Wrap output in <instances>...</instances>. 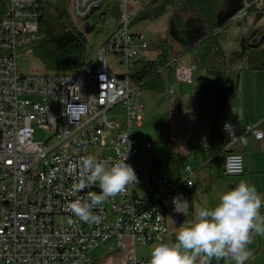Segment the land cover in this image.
<instances>
[{"label":"built area","instance_id":"1","mask_svg":"<svg viewBox=\"0 0 264 264\" xmlns=\"http://www.w3.org/2000/svg\"><path fill=\"white\" fill-rule=\"evenodd\" d=\"M0 20V264H92L91 253L100 245L124 246L163 243L168 236L166 216L180 224L187 204L178 197L193 188L194 169L185 167L177 180L159 164L148 172H135L138 183L129 195L110 198L102 208L100 224L76 221L68 204L97 186L73 192L80 178L81 157L115 161L126 154L133 158L146 154L150 143L139 145L135 128L140 107L133 103L137 89L130 84L131 64L148 48L146 33L126 27V1L112 0L122 10L121 25L103 42L88 64L73 73L22 74L17 68L19 51L40 39L38 21L45 0H2ZM104 0H69L67 13L75 23L88 19ZM250 5L235 12L231 21H243ZM119 58L122 72L110 71L107 56ZM192 68L177 65L175 85L190 83ZM170 87L172 93L174 86ZM34 126L52 133L45 142L34 141ZM220 133L223 150L213 154L204 140L209 159L224 160V172L231 177L244 173V158L232 151L244 146L247 136L262 141L256 125H245L237 133L228 115L222 118ZM128 144L130 150L126 153ZM103 151H109L104 155ZM155 188L151 195L136 192L139 187ZM161 189V192L157 190ZM261 215L264 210L260 209ZM124 264H147L132 258Z\"/></svg>","mask_w":264,"mask_h":264},{"label":"rangeland","instance_id":"2","mask_svg":"<svg viewBox=\"0 0 264 264\" xmlns=\"http://www.w3.org/2000/svg\"><path fill=\"white\" fill-rule=\"evenodd\" d=\"M227 0H219V4ZM164 0H127L125 24L129 31H142L146 33L148 48L139 55V60H155L160 52L165 50L169 55L180 53L172 58L171 66L162 74L166 90L162 94H152L145 90L136 89L132 95L133 103L140 107V120L135 128V136L139 145L150 143L152 148L144 155L135 158L134 166L137 168H147L151 157L159 158L163 164V158L168 152L178 154L185 140L186 129L191 125H197L198 129L202 125L199 123V116L205 114L213 108L216 102V95L219 94V79L213 74L206 73L205 49H197L192 53L183 52L185 47L178 43L173 31H181V26L186 24V16L178 8H168L163 5ZM181 0H176L179 4ZM262 3H256L250 9L247 17L243 21L228 22V29L220 35V43L230 60L234 61L235 68H247L254 63V57L264 64V42H256L258 36L256 30H264V17L255 20V13L259 11ZM69 0H67V7ZM228 8H226L227 10ZM44 13L52 18L56 17L54 8L45 5ZM122 10L118 4L112 0H104L102 6L95 10L86 20H76V25L81 28L87 38V59H92L100 50L103 42L115 31L122 22ZM88 24V25H87ZM240 24L242 26H240ZM92 25V31H88ZM17 68L22 74H40L44 69L34 59L27 49L19 51ZM176 59V61H175ZM119 58L107 56V63L110 71L120 75L122 69ZM257 63V62H256ZM183 64L191 67V83H179L175 85V67ZM210 67L215 64L209 65ZM224 71L223 66L220 67ZM174 86L173 94H169L170 86ZM203 127V126H202ZM34 141L45 142L52 136V133L34 126ZM188 140H186L187 142ZM104 155L110 153L103 151ZM169 154V153H168ZM169 232H177L182 226H187L194 220H184V224L173 228L170 218L166 216ZM187 221V223H186ZM172 240L171 233L165 237L163 243ZM158 243L149 245L138 244L136 247L137 257H143L147 264L150 253ZM103 245L95 251V255L101 253V259L97 264L105 263L118 252L116 250L104 251Z\"/></svg>","mask_w":264,"mask_h":264},{"label":"crops","instance_id":"3","mask_svg":"<svg viewBox=\"0 0 264 264\" xmlns=\"http://www.w3.org/2000/svg\"><path fill=\"white\" fill-rule=\"evenodd\" d=\"M183 1L184 0H181L179 4L183 3ZM229 1L231 0H228V2ZM253 2L255 4L262 3L260 8L263 7V0H254ZM236 3L237 1L233 0L229 7L235 6ZM229 10L232 9H227L226 11ZM258 12L261 11L259 10ZM182 15L186 16L184 13H182ZM263 17L264 14L261 18ZM187 23L188 21H186L185 26H181V31L175 32L178 36V43L183 46L187 44L191 36V33L189 32V25ZM228 24V22H225L222 25V27H225L224 31L228 29ZM240 26L242 25L240 24ZM220 28H217V30ZM255 34L258 36L256 42L264 41L263 29L256 30ZM219 48L225 55L224 58H214V53H209L208 50H206L208 56L205 59V71L207 74H210L209 70L212 71L214 67L220 68L223 66V72L233 77V95L227 101L225 109L220 112L218 108L219 94H217L216 102L213 103V108L207 113L201 114L199 116V123L203 127L201 126V128L198 129L197 125H191L186 129L187 132H185L184 144H182L177 154V165L179 169V175L185 167H191L194 169L195 172L191 178L193 182V188L189 191L183 190L182 194L178 197V200L181 203L187 204V208L188 205L190 206V210L188 211L187 209V213L180 224L174 225L171 222L170 226L173 228L183 225L186 217L188 221L190 219L194 220L197 208L215 206L219 196L223 192L234 188L240 182H247L250 185H254L258 191V194L261 196L262 200H264V139L262 141H258L254 139L252 135H248L246 145L242 146L240 143H236L232 147V151L239 152L244 158V173L238 177L226 175L224 172V160L220 157L209 159L202 147V142L205 140L213 154H218L223 150L221 142L223 135L220 133V125L222 118L225 115L230 117L237 133H241L245 125L254 124L256 125L257 129L263 132L264 135V68H253V64L249 65L247 68H235L234 61L229 59L226 52L223 50L220 41ZM257 59L258 57L255 56L254 63L258 61ZM211 64H215V66L210 67L209 65ZM173 93V91L172 93L169 91V94ZM186 140L188 141L186 142ZM142 155L144 154H140L133 158L132 166L135 172L143 173L150 171L154 165V161H158L160 168L166 171L164 162L167 158V155L163 158V164L160 162L159 158L151 157L149 160V165L146 169L137 168L134 166L135 158ZM154 191L155 188L153 186L139 187L136 189L137 193L147 196L154 193ZM157 191L161 192V189H158ZM261 209L264 210V204H262ZM167 227L168 235L171 233L172 236V240L170 242L171 244L175 241V235L177 232H174L175 229L172 232H169L168 224ZM103 245H107L104 247L103 252L118 249L113 248L111 243H105L98 246L91 253L92 264H97L101 259V253L97 255L94 253ZM137 245L138 244H133L129 238H126L124 240V246L119 247L118 252L110 258L109 263L106 261L105 263L103 262L101 264H124L132 258L145 260L143 257H137ZM248 250L251 252V256L246 264H264V235H254L250 244L248 245ZM216 261L218 264H234L233 261L229 260Z\"/></svg>","mask_w":264,"mask_h":264},{"label":"clouds","instance_id":"4","mask_svg":"<svg viewBox=\"0 0 264 264\" xmlns=\"http://www.w3.org/2000/svg\"><path fill=\"white\" fill-rule=\"evenodd\" d=\"M130 150L128 144L126 153ZM127 155L115 161L99 160L93 155L81 157L77 167L80 178L72 185L73 192L97 186L98 192H88L68 204V211L76 221L100 224L103 217L93 210L117 195H129L128 189L137 184L134 169L125 163ZM264 204L254 185L240 182L223 192L215 206L199 207L195 219L179 228L175 241L153 247L148 264H212L213 260H229L246 264L254 235H264Z\"/></svg>","mask_w":264,"mask_h":264},{"label":"trees","instance_id":"5","mask_svg":"<svg viewBox=\"0 0 264 264\" xmlns=\"http://www.w3.org/2000/svg\"><path fill=\"white\" fill-rule=\"evenodd\" d=\"M233 7H229L233 0H228L219 4V0H184L181 4H176L175 0H164V7L178 8L186 15L191 36L184 46L183 52H193L202 48L214 53V58L221 59L225 55L219 48V38L225 27L217 30V17L224 19L225 9H235L236 12L243 6V0H236ZM254 0H247L250 9L254 8ZM46 4L54 8L55 18L44 13L38 21L40 39L26 47L34 59L44 69L43 73H73L79 68L86 66L87 59V38L84 31L74 23L67 13V0H45ZM225 10V11H224ZM230 11V10H229ZM261 12L255 13V20L258 21L264 14V0ZM4 12V3L0 0V20ZM88 25V24H87ZM92 28V25H89ZM87 29V28H86ZM88 30V29H87ZM258 34V33H257ZM256 34V35H257ZM174 37L178 36L174 31ZM264 42V41H262ZM176 53L169 55L165 50L160 52L155 60H136L131 64L130 84L137 89L145 90L152 94H162L165 92V82L162 74L171 66L172 58L180 55ZM176 60V59H175ZM261 66V67H260ZM253 68H264L262 61L253 63ZM210 74L219 79L220 93L219 111H223L227 101L233 95V77L223 72L219 67H214ZM178 155L169 153L164 162L167 174L173 180L179 178ZM159 164L154 161V165ZM190 206L188 205V211ZM198 264V262H197ZM212 264H218L216 260Z\"/></svg>","mask_w":264,"mask_h":264},{"label":"water","instance_id":"6","mask_svg":"<svg viewBox=\"0 0 264 264\" xmlns=\"http://www.w3.org/2000/svg\"><path fill=\"white\" fill-rule=\"evenodd\" d=\"M236 10L235 9H232L228 12H226V15L224 17V19H221L220 16L217 17V27L220 28L222 27V25L225 23V22H229L231 20V18L233 17V15L235 14ZM88 31H92V28L88 26Z\"/></svg>","mask_w":264,"mask_h":264}]
</instances>
